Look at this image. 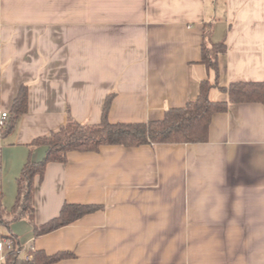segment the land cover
Instances as JSON below:
<instances>
[{
    "label": "crops",
    "instance_id": "obj_1",
    "mask_svg": "<svg viewBox=\"0 0 264 264\" xmlns=\"http://www.w3.org/2000/svg\"><path fill=\"white\" fill-rule=\"evenodd\" d=\"M204 42L226 44L220 87L263 82L264 0H0V111L28 89L0 133L5 214L25 163L47 153L32 143L68 119L99 123L109 102L110 121L146 122L194 101L215 82ZM220 87L210 98L228 100ZM66 202L99 209L41 236L17 219L0 240L16 235L24 258L74 252L54 264H264V103L230 102L206 142L70 152L36 179L35 222Z\"/></svg>",
    "mask_w": 264,
    "mask_h": 264
},
{
    "label": "trees",
    "instance_id": "obj_2",
    "mask_svg": "<svg viewBox=\"0 0 264 264\" xmlns=\"http://www.w3.org/2000/svg\"><path fill=\"white\" fill-rule=\"evenodd\" d=\"M209 32V30H208ZM225 43L204 42L202 61L215 74V82L203 79L200 83L198 97L186 105L169 108L161 119L146 122H112L107 117L109 102L105 106L99 123H83L73 118L68 119L57 131L39 137L32 146L45 145L47 153L41 161L29 159L18 178V192L11 211L5 214L0 191V226H9L14 220L27 219L34 227L36 236L47 234L60 227L69 225L85 214L99 209L98 205L69 203L62 206L60 214L43 224L35 222L34 187L37 178L44 177L47 165L51 162H67L73 151H100L104 145H123L128 147L144 144L196 143L209 140L210 125L214 114L226 112L230 102L264 103V81H235L227 87H220L219 54L225 52ZM219 86L228 94V100H213L210 91ZM1 93V69H0ZM28 110V89L23 86L13 103L9 127H13L19 116ZM4 234L0 231V238ZM13 240V249L5 257V264H54L60 260L75 257L74 252L60 251L48 254L44 250H31V260L21 256L24 247L17 241L16 235L7 234Z\"/></svg>",
    "mask_w": 264,
    "mask_h": 264
},
{
    "label": "built area",
    "instance_id": "obj_3",
    "mask_svg": "<svg viewBox=\"0 0 264 264\" xmlns=\"http://www.w3.org/2000/svg\"><path fill=\"white\" fill-rule=\"evenodd\" d=\"M10 120V113L8 111L1 110L0 111V133L6 129L8 122ZM7 246L10 250L13 249V240L7 239V240H0V251L4 248V246ZM26 260L32 259V254L29 253L25 256Z\"/></svg>",
    "mask_w": 264,
    "mask_h": 264
}]
</instances>
